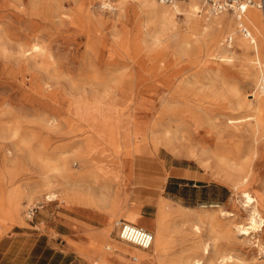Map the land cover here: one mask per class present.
Masks as SVG:
<instances>
[{
    "label": "rangeland",
    "instance_id": "1",
    "mask_svg": "<svg viewBox=\"0 0 264 264\" xmlns=\"http://www.w3.org/2000/svg\"><path fill=\"white\" fill-rule=\"evenodd\" d=\"M88 10L102 22L92 21ZM206 10L198 16L227 13L210 16ZM155 15L141 0H0V202L9 198L8 208H0V264H39L45 250L33 232L68 207L82 219L115 211L109 228L118 241L94 240L87 252L79 250L91 264H107L103 257L112 264H191L203 257L197 247L203 241L212 244V256H233L224 264H264V223L248 234L239 230L249 226L250 216L241 191L257 199L264 219V126L260 135L246 123L258 108L264 115V35L255 37L259 65L257 46L239 48L243 34L227 30L206 39L193 34L189 45L186 34H166L157 44L147 33L152 23L146 27ZM174 21L187 29L186 12ZM186 76L191 82L183 81ZM178 85L185 102H168ZM231 118L240 121L233 125ZM91 127L98 143L110 142L103 154L89 145ZM192 145L247 154L249 184L236 190L218 158L191 155ZM50 158L43 169L40 159ZM130 169L133 180L126 178ZM179 175L200 186L177 192ZM213 182L219 187H203ZM194 211L215 215L213 225L221 226L210 232L208 223L200 236L193 234L186 216ZM128 216L150 219V230L156 219L166 225L160 259L153 245L143 250L120 239L115 222L130 221ZM140 253L152 259L134 261Z\"/></svg>",
    "mask_w": 264,
    "mask_h": 264
},
{
    "label": "bare ground",
    "instance_id": "2",
    "mask_svg": "<svg viewBox=\"0 0 264 264\" xmlns=\"http://www.w3.org/2000/svg\"><path fill=\"white\" fill-rule=\"evenodd\" d=\"M20 1H22V0H20ZM141 1L143 3L149 5V6L153 7V9L158 14L157 16L155 15L156 20H154V21L149 20L146 23V27L148 25H151V23H152V27L150 28L149 31H147V33L148 34H154V39H155V42L157 44L163 43L164 40L162 37L165 36L166 34H186V35H184L185 44L189 45L193 41H195L193 34L203 35L204 38L206 39L209 34L210 35L211 34H220L222 31L227 30L230 34H243L241 37L240 36L238 37V44L237 45L239 48L245 50V49H248L250 47V45L253 47L257 46L259 55L255 59L258 60L259 65H261L263 63L261 60V56H260L259 45L257 43V40L255 39V37H256V38H258V40H261L262 36L264 35V12L258 6H249L246 9L245 13H241L238 10H232V12L235 13L234 14V13H231V11L227 10V13L221 15L220 17H216V16L208 17V15L200 17V16H198V12H200L201 10H204V9L206 10V6H208L202 0L184 1L186 3H182V1L181 2L176 1L175 3L173 2V5L171 7L160 6L158 4V2L161 3L160 0H141ZM126 2H127V0H126ZM120 7L124 8V7H122V5ZM208 8H209V10H206V13L211 14L210 16H213V14H215V13L212 11V9L209 6H208ZM90 11L88 10V13L90 14V18L92 19V21L101 23L102 19H100L98 16L95 17L93 14H91ZM178 12H186V14H187L188 26H187V29L185 31H183V30L181 31L176 27V24L174 21V15ZM252 34H254V36ZM209 43H211V42H209ZM36 45H37V43H36ZM36 45L33 46V49L39 48ZM220 48H221L220 51L222 52V56H223V53L227 54L228 50L225 47H220ZM130 60H132V59H130ZM260 77H261V75H260ZM190 79H191L190 76H186L185 78H183V81L191 82ZM35 81H36V79H35ZM261 81L262 82L260 83V88L261 87L264 88V76H263ZM39 86H41V85H39ZM37 87H38V85H37ZM181 92H182L181 86L178 85L177 88H175L174 91L171 92V94L169 95L168 102H174V101L175 102L176 101L177 102H185L184 98H182V96H181ZM45 95L47 96V94H45ZM260 95H262V94H260ZM255 96H256V93H255ZM242 102H246L251 107V103H250L251 101L249 102V101H247V99L244 98ZM168 111H169V108L165 109L164 114H166ZM248 116H251V117L249 118L250 120L246 123L252 127L253 132H260V130L264 126V115L262 113V110L260 108H258V109H256V111L254 113H252L251 115H248ZM51 119H53V118H51ZM239 119L240 118H238V119L231 118V119H229L230 120L229 123L233 124V123H235L236 120H239ZM241 119H243V118H241ZM236 122H238V121H236ZM86 126H88V125H86ZM52 127H54V126H52ZM89 128L90 127H88V129ZM91 128H92V133L86 137V138H88L89 145H91L93 148H95L96 150H98L100 153L103 154L105 151H107L109 149L110 142H109V140L106 139L105 142H107V144L103 145V144L98 143L97 139L95 137L98 134L95 135L93 132V127H91ZM260 135H261V132H260ZM195 151H200L202 156H207L208 158L216 156L218 158L219 168L224 173V177L232 183V185L234 186V188L236 190H242L243 187H245L249 184L250 179H251L250 178V174H251L250 168L251 167L249 168V166L247 164V161H248L247 154L242 153L240 150L236 151L235 155H232V156L229 154L223 153V152H219V151L212 152L213 153L212 154L211 150L205 146L200 147V146L192 145L189 147V154L193 155V153ZM113 154L120 155L121 153L119 151H115V152H113ZM50 160H51V158L50 159H40L41 164H39V165H42V168L45 169L47 166L50 165ZM240 160H242L243 163L241 165H238ZM116 164L120 165L121 163L117 162V160H116ZM45 170H47V169H45ZM135 174H134V171L132 169H130V171L126 174V178L133 180L135 178ZM137 183L139 184L141 182L135 181L134 184H137ZM241 192L243 194V197H245V199H246L245 200V206L248 209L250 216H249V226L246 227L245 225H242L239 230L243 234H248L249 233L248 229H250V228L259 229L261 226H263L264 219L261 216L260 210L257 206V203H256L257 199L254 196H252L248 191H241ZM47 198H48V200H52L53 194H50V195L48 194ZM8 200H9V198L5 199V197H4V200L0 202V208H2L3 210H6L9 206ZM113 213H115V211L109 212V216H112ZM227 214L231 215L232 213L228 212ZM123 216L124 215H121L120 217H123ZM186 218H187V221L191 222V228H192L191 231L193 232V234H195L197 236H200L199 234H202L203 228L206 227L208 223H211V227H209L210 232H214L218 227L221 226L220 224L218 225V227L213 225L214 221H216V216L213 214L208 215V214H205L203 212L194 211L193 213L187 214ZM129 219H130L131 223H134V224L137 223L138 225H141L143 227L146 226L145 219L139 220V219L131 217V216L129 217ZM120 221H122V219L117 220L115 222V225L119 224ZM239 227H240V225H239ZM145 228H147V227H145ZM151 231H153V233H155L154 234L155 238H154V242L152 245L154 246V251L157 254L158 259H160L161 255L164 252H166V249H167L168 231H167L166 225L163 224L162 222H160V220H158V219L155 220L154 228L151 229ZM231 232H232V230L230 227L226 228V234L229 235ZM198 244H199V242H198ZM197 247L201 248V250L203 252V257L201 256V257L193 258L191 264H221V263L224 264V263L231 262L233 260V256H231L230 254L229 255L224 254L221 256L219 255L220 257H218V258L214 254L216 258L213 257L214 255L212 256L213 252L211 250L212 244L208 241L200 242V244L197 245ZM109 248H111V246H109ZM141 249H143V248H141ZM143 250H147V249H143ZM140 255H141V258H139L137 256V257H134L133 260L139 261L141 259L143 261V260L152 259V256L150 255V253H140ZM101 261L103 263L112 264V260L109 257H103L101 259ZM190 261L191 260L183 261L182 264H190Z\"/></svg>",
    "mask_w": 264,
    "mask_h": 264
},
{
    "label": "crops",
    "instance_id": "3",
    "mask_svg": "<svg viewBox=\"0 0 264 264\" xmlns=\"http://www.w3.org/2000/svg\"><path fill=\"white\" fill-rule=\"evenodd\" d=\"M186 170L192 174V177L196 175L193 171ZM174 178L180 179V181H176V185L179 187V191L177 192L188 190L190 187L200 186L194 182V179L188 178L187 176L179 175L174 176ZM172 183L168 180L167 186L169 185L171 187ZM211 185L219 187L220 184L213 182V184L204 185L203 187H209ZM202 194L203 191L200 192V195ZM197 200L199 202L201 198L198 197ZM73 208L68 207L67 209L69 210L54 211L52 217L46 220L47 223L43 222L45 226L44 230L39 233L33 232L38 237L37 242H42L45 250L42 253V259L39 261V264H91L92 260L89 254L79 252V250H82L81 252H87L88 242L91 243L94 240L103 242L118 241L117 238L111 236L109 225L113 223L114 219L112 220L110 218L108 212L100 216L94 214L92 215L93 218L82 219L79 215H75ZM76 220L95 226V228L92 229L77 223ZM145 224L147 228H150V219H146ZM116 226L119 227L118 224ZM27 234L32 235V233Z\"/></svg>",
    "mask_w": 264,
    "mask_h": 264
},
{
    "label": "built area",
    "instance_id": "4",
    "mask_svg": "<svg viewBox=\"0 0 264 264\" xmlns=\"http://www.w3.org/2000/svg\"><path fill=\"white\" fill-rule=\"evenodd\" d=\"M163 3L190 0H160ZM213 12L220 13L227 10H238L245 13L249 6H258L264 12V0H202ZM119 237L121 240L134 244L143 249H149L154 242V233L141 225L129 221H120Z\"/></svg>",
    "mask_w": 264,
    "mask_h": 264
}]
</instances>
